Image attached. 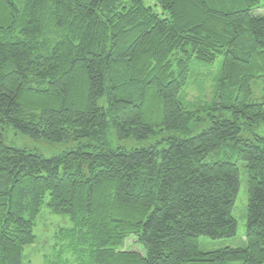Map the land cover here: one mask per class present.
<instances>
[{"label": "trees", "instance_id": "1", "mask_svg": "<svg viewBox=\"0 0 264 264\" xmlns=\"http://www.w3.org/2000/svg\"><path fill=\"white\" fill-rule=\"evenodd\" d=\"M152 1L161 15L143 0H0V264H22L42 206L71 224L43 264H264V0ZM219 57L212 101L187 109L192 68ZM6 127L78 145L44 158L5 144ZM108 128L184 138L93 145ZM241 171L245 244L211 250L200 240L237 235Z\"/></svg>", "mask_w": 264, "mask_h": 264}, {"label": "rangeland", "instance_id": "2", "mask_svg": "<svg viewBox=\"0 0 264 264\" xmlns=\"http://www.w3.org/2000/svg\"><path fill=\"white\" fill-rule=\"evenodd\" d=\"M143 3L147 7H151L153 11L159 15L163 13L161 7L154 6L152 0H143ZM259 13V12H258ZM221 57H219L215 64L211 67L195 66L191 70L188 84L183 91V101L186 108L193 110L196 107L205 108L211 101L215 92L217 75L219 74ZM255 91L258 92L263 88L262 85L257 84ZM206 114L207 109H203ZM203 114V113H202ZM218 115V113H215ZM220 116L223 119H231L232 116L228 111H221ZM204 115V114H203ZM202 115V116H203ZM157 122V121H156ZM210 126L208 121L203 122H191L189 125V133L186 137H190L200 133L202 130L207 129ZM156 132L158 130L156 129ZM256 134L260 137L264 136V125L260 124L256 131ZM169 137H180L176 132H158L154 135H150L148 139L138 141L134 138H127L119 140L114 131L108 128L107 133L103 139V142L92 143L93 145L102 147L104 149H149L155 147L157 150H161L165 147V139ZM242 137L244 139L253 140L254 138L249 132H243ZM4 142L7 145L14 146L18 149H27L33 152L40 153L44 158H50L56 156L64 151L77 147L73 141L61 142V143H49L44 140H33L27 136L19 133L13 127H6L4 133ZM82 143H87L83 141ZM242 169L243 167L240 166ZM240 169V170H241ZM246 206H247V189L244 172H240V186L237 194V198L232 209V216L237 223V235L233 239L211 241L209 239H201V245L207 243L210 245L211 250L230 247H241L245 244V224H246ZM71 224L67 216L54 215L48 211L45 206H42L38 222L34 227L35 242L32 246L26 247L22 252V264H43V256L50 253V247L53 243V235L56 232L57 227H69ZM133 240L128 239L125 243V249L138 251L140 249L133 245Z\"/></svg>", "mask_w": 264, "mask_h": 264}]
</instances>
